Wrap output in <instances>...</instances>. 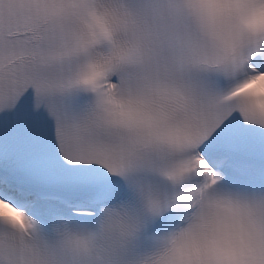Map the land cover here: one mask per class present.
Masks as SVG:
<instances>
[{
    "label": "snow or ice",
    "instance_id": "6c2138e0",
    "mask_svg": "<svg viewBox=\"0 0 264 264\" xmlns=\"http://www.w3.org/2000/svg\"><path fill=\"white\" fill-rule=\"evenodd\" d=\"M0 264H264V0H0Z\"/></svg>",
    "mask_w": 264,
    "mask_h": 264
}]
</instances>
